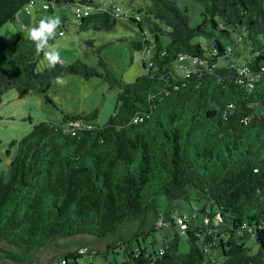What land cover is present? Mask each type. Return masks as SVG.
Returning <instances> with one entry per match:
<instances>
[{"label":"trees","instance_id":"obj_1","mask_svg":"<svg viewBox=\"0 0 264 264\" xmlns=\"http://www.w3.org/2000/svg\"><path fill=\"white\" fill-rule=\"evenodd\" d=\"M29 1L0 0V26L16 21ZM40 1L49 13L74 5L78 31L109 30L119 17L115 5L95 0ZM148 1L134 19L153 32L152 65L145 71L143 56V73L129 83L104 67L100 53L103 71L77 58L41 65L43 55L35 54L28 36L10 43L0 37V94L14 87L20 97L29 89L47 96L57 77L68 73L120 86L103 124L86 122L96 110L64 113L59 123L39 121L16 141L8 177L0 175V243L16 249L7 264H38L33 253L61 240L76 248L54 263L77 264L78 256L98 253L83 235L94 242L108 239L107 249L121 251L122 261L110 264H264V0H198L202 19L194 27L174 0ZM85 3L93 9L78 16ZM60 18L58 34L70 23L64 14ZM197 36L212 42L204 47L193 40ZM240 39L251 50L242 63L228 57ZM145 45L133 42L138 49ZM182 54L203 63L183 74L175 65ZM72 119L85 123L74 133L66 124ZM189 188L208 203L199 212L218 214L219 222L185 220L187 251L178 250L177 233L153 252L132 244L145 230L122 233L131 221L143 225L151 195L186 199ZM246 236L255 250L245 244ZM217 248L221 257L214 255Z\"/></svg>","mask_w":264,"mask_h":264},{"label":"rangeland","instance_id":"obj_2","mask_svg":"<svg viewBox=\"0 0 264 264\" xmlns=\"http://www.w3.org/2000/svg\"><path fill=\"white\" fill-rule=\"evenodd\" d=\"M174 1L180 9H186L189 26L194 27L200 23L202 5L198 0ZM146 4L150 5V2L148 0H105L102 3L103 7H113L114 5L119 7V17L116 18L114 27L109 30L78 31L75 28V18L72 14L74 5L54 7L53 12L49 13L41 10L44 3L37 0L30 8V12H27L23 7L17 12L16 21L2 24L0 37L9 43L16 38L27 37L26 28L33 25L35 19L46 16L61 17L64 14L70 22L68 27L64 33L57 34L56 38L49 42L50 46L55 45L58 48L60 61L69 63L76 58L81 59L101 71L104 67L109 69L121 84L129 83L143 73L142 57L147 54L146 50L151 55L154 49L151 45L154 39L153 32L148 28L147 22L138 23L134 19L136 16L144 14ZM139 7L142 9L139 10ZM160 37L161 41H167L165 35H160ZM144 40L148 41L150 45H145L140 49L133 46V42L143 43ZM193 40L198 41L204 47L212 42L211 39L201 36H197ZM99 46L101 49L97 52L96 48ZM231 46L229 58L242 63L250 57V47L245 44L243 39ZM98 53L104 59V67L98 63ZM224 60L220 58L219 62H224ZM40 63L41 65L49 64L44 57L41 58ZM59 78L63 82L57 83L55 80L47 96L35 89H29L20 97L14 87L8 88L0 94V175L3 179L8 177L9 164L16 153V141L26 135L37 122L45 120L59 123L64 113H86L96 110V116L86 122L89 125H100L108 119L114 110L116 97L120 91L119 85L109 86L102 77L97 75L85 77L80 74L68 73ZM13 141L15 143H11ZM205 203L204 200L198 199L193 188H189L186 199L168 200L163 194H154L149 197L143 225L139 227L140 222L134 220L123 226L121 231L123 234L129 235L135 231L143 232L145 230L147 234L139 232L137 241L133 240L132 244L137 247L139 243L140 247L145 248L147 252L157 251L164 246L165 239H170L177 233L179 237L178 250L185 252L189 249L186 234L180 230L174 220L178 215L188 217L191 211H199ZM205 205L207 208L208 203ZM167 213L171 220L166 217ZM158 216L165 218L166 227L154 229ZM81 238L91 242L88 245L97 249L98 253L78 256L77 264H110L114 260L122 261L120 250L112 253L106 248L105 241L108 239L94 242L90 235H83ZM244 241L247 246L255 250L256 245L251 237L246 236ZM64 243L65 240H61L59 246H49L34 252L31 261L38 264H51L60 259L67 251L75 250L74 244L65 246ZM15 250L8 244L0 243V263L10 262L8 255H16ZM214 255L221 257V249H214ZM68 260L72 261V257L69 256Z\"/></svg>","mask_w":264,"mask_h":264},{"label":"built area","instance_id":"obj_3","mask_svg":"<svg viewBox=\"0 0 264 264\" xmlns=\"http://www.w3.org/2000/svg\"><path fill=\"white\" fill-rule=\"evenodd\" d=\"M97 3H99V5H102V3L105 0H95ZM34 5L33 1H29L25 8L27 12H30V8ZM115 7V11L116 14H118L119 11V7L118 6H114ZM93 9V5L91 3H85V4H81V7H78L76 10V14L78 16L82 15V14H87L88 12H90ZM59 33L62 34L63 31L59 30ZM147 54L144 56L145 57V71L150 70V67L152 65V61L151 59H149V55H148V50H146ZM196 63H203L202 60H198L196 57H190L186 54H182L179 56V58L176 60L175 65L178 68V70H180L183 74L187 73L190 69V67H192L193 65H196ZM67 126L70 127V129L72 130L71 133H74L73 129L75 127L84 125L85 123L79 119H72L69 120L67 123ZM189 217V219H188ZM186 215H178L176 216L174 222L179 226L180 230L182 231L185 228V220H196V218H199V221L203 224H217L219 222V216L218 214H213V215H209L207 213H201L199 211H191L189 216ZM166 220L164 219L163 216H158L156 223H155V227L157 228H164L167 225ZM84 248L80 249V252H83ZM159 252H161V250H159ZM64 262L63 259L60 260V262H52V264H58V263H62Z\"/></svg>","mask_w":264,"mask_h":264},{"label":"clouds","instance_id":"obj_4","mask_svg":"<svg viewBox=\"0 0 264 264\" xmlns=\"http://www.w3.org/2000/svg\"><path fill=\"white\" fill-rule=\"evenodd\" d=\"M61 24L62 20L59 16H46L26 28L28 38L35 44V54H42L51 66H55L60 61L58 48L55 45L50 46L49 42L56 38ZM56 82L63 81L57 77Z\"/></svg>","mask_w":264,"mask_h":264},{"label":"crops","instance_id":"obj_5","mask_svg":"<svg viewBox=\"0 0 264 264\" xmlns=\"http://www.w3.org/2000/svg\"><path fill=\"white\" fill-rule=\"evenodd\" d=\"M154 224V223H153ZM156 227H154V229H155ZM147 234V233H146ZM135 240H137V237H135ZM133 241V240H132ZM134 246V245H133Z\"/></svg>","mask_w":264,"mask_h":264}]
</instances>
